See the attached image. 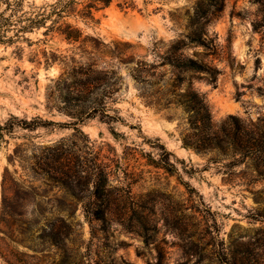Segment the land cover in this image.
I'll return each instance as SVG.
<instances>
[{
    "label": "rangeland",
    "instance_id": "1",
    "mask_svg": "<svg viewBox=\"0 0 264 264\" xmlns=\"http://www.w3.org/2000/svg\"><path fill=\"white\" fill-rule=\"evenodd\" d=\"M131 1L133 9L115 0L79 24L95 38L86 45L95 56L82 61L99 80L88 92L77 91L88 77L62 63L79 44L41 29L0 48V125L15 124L0 144V264H225L242 244L264 264V168L228 142L224 153L182 147L178 96L197 90L221 139L237 130L251 140L264 118V0H224L220 12V0ZM195 34L203 45L186 39ZM178 40V53L216 70L215 87L168 63ZM64 158L73 198L61 185ZM99 171L103 200L92 195ZM28 187L42 198H24Z\"/></svg>",
    "mask_w": 264,
    "mask_h": 264
},
{
    "label": "trees",
    "instance_id": "2",
    "mask_svg": "<svg viewBox=\"0 0 264 264\" xmlns=\"http://www.w3.org/2000/svg\"><path fill=\"white\" fill-rule=\"evenodd\" d=\"M115 0H54L52 3H47L43 6H35L34 3H30V0H0V48L12 46L18 42L28 41L25 38L26 34L43 29V35L57 36L68 44H79L76 48L79 53H74L69 57V61L62 62L66 70H70L74 76L80 78L88 77L87 81L80 82L78 93H84L91 90V84L99 81L98 79H92L90 82L89 77L96 74V70L93 67L94 64L83 63V60L91 61L94 55V48L91 51L87 50V43L95 40V38L84 35L82 28L79 24L88 25L95 23V14L101 10L108 8ZM214 1V0H210ZM224 0H220L215 7V11L220 12L223 10ZM121 8H134L131 0H121L119 4ZM72 20V22H69ZM190 43L204 44L201 41V35H190L186 37ZM184 44L182 41H176L173 43L171 49L166 53V59L169 64L179 67L184 70L204 73L208 76V81L215 87L217 81L216 70L206 64L200 63L195 59L188 58L182 53H178L183 49ZM75 54H78V59L75 58ZM45 57V61H54L52 57H48L46 52L42 53ZM179 103L183 107L184 112L187 115V134L182 137V147L186 149H192L198 154H207L213 151L224 153L225 143L228 142L231 146L232 153L234 155H242L249 157L253 161H258L260 167L264 168V118L258 120L256 124V132L253 133L250 141L242 140L240 133L237 130L234 132L224 131L226 140L221 139V135L212 123L211 113L205 97L197 90L189 87L183 93L178 94ZM96 103H92L91 111H96ZM154 105L166 106L161 104L159 100L154 102ZM77 122L83 121L82 114L75 115L69 114ZM81 118V120H80ZM86 118H89L88 116ZM230 119H235L233 116H229ZM54 124L52 122H49ZM14 123L9 125H0V144L4 141V135L12 132ZM170 155V154H169ZM58 162V160H57ZM68 158H64V162L60 163L62 167V174L64 176L62 187L73 198L70 184L67 182L73 176L71 174L72 168L69 164ZM48 167V166H47ZM64 169V170H63ZM168 172L175 170L173 163H168L164 168ZM67 170V171H65ZM12 186L16 183L10 180ZM5 178L2 181V198L0 205V220H2L3 212L5 210ZM17 186V185H16ZM31 193L25 192L23 195L32 194L35 197L42 198V195L36 193L35 188L28 187ZM106 193V177L102 171H99L96 176V181L93 184L92 195L98 199L103 200ZM38 206V205H37ZM98 219H100V216ZM249 258L253 261L250 263ZM225 264H261L257 258V254L249 250L248 246L240 245L237 249L229 254L224 255Z\"/></svg>",
    "mask_w": 264,
    "mask_h": 264
},
{
    "label": "bare ground",
    "instance_id": "3",
    "mask_svg": "<svg viewBox=\"0 0 264 264\" xmlns=\"http://www.w3.org/2000/svg\"><path fill=\"white\" fill-rule=\"evenodd\" d=\"M230 106H231V105H230ZM226 111L231 112V111H233V108H231V107L229 108V107H228V108H226Z\"/></svg>",
    "mask_w": 264,
    "mask_h": 264
},
{
    "label": "water",
    "instance_id": "4",
    "mask_svg": "<svg viewBox=\"0 0 264 264\" xmlns=\"http://www.w3.org/2000/svg\"><path fill=\"white\" fill-rule=\"evenodd\" d=\"M225 112H226V110H225Z\"/></svg>",
    "mask_w": 264,
    "mask_h": 264
}]
</instances>
